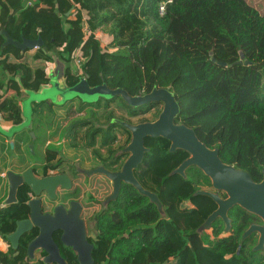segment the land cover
I'll use <instances>...</instances> for the list:
<instances>
[{
  "label": "trees",
  "instance_id": "obj_1",
  "mask_svg": "<svg viewBox=\"0 0 264 264\" xmlns=\"http://www.w3.org/2000/svg\"><path fill=\"white\" fill-rule=\"evenodd\" d=\"M23 1L0 0V31L17 41L41 37L43 44L21 51L4 45L5 36L0 33L1 125L24 122L21 103L28 89L49 83L48 62L61 61L65 83L75 84L79 77L70 71L66 55L78 49L90 86L105 83L130 95L167 88L179 106L176 123L192 128L198 139L217 148L222 162L246 171L254 181L262 179L264 11L260 13L246 0H173L162 15L159 0H33L30 6ZM71 7L73 11L66 16ZM240 52L248 64L236 63ZM45 103L31 102L33 124L48 110ZM79 103L78 111L90 104ZM112 104L127 116H143L157 106L150 102L131 107L120 96L100 98L90 105L112 117L116 110L110 108ZM92 109L87 115L98 116ZM158 113L156 107L150 119L140 121L153 120ZM115 125L123 136L121 143L113 147L115 135L106 137L98 143L97 152L105 147L113 154L129 142V131ZM95 142L91 139L90 146ZM144 144L148 152L134 174L145 189L157 195L161 212L125 183L108 202L109 183L70 190L75 196L83 195L84 212L92 221L93 264H264V248L252 249L257 233L242 238L249 225L260 224L261 219L234 205L227 214L228 231L219 217L198 230L217 207L210 197L196 194L211 187L210 179L196 166L186 168L184 177L174 174L189 154L182 149L170 152L169 140L147 136ZM14 147L19 150L17 143ZM6 196L7 191L0 199V236L8 247L0 250V262L46 264L27 257L26 247L37 235L36 228L20 236L16 249L7 240L16 221L28 216L27 202L33 194L22 184L15 203L5 205ZM43 203L51 206L52 201L44 198ZM61 255L67 264H78L70 248L62 246Z\"/></svg>",
  "mask_w": 264,
  "mask_h": 264
},
{
  "label": "water",
  "instance_id": "obj_2",
  "mask_svg": "<svg viewBox=\"0 0 264 264\" xmlns=\"http://www.w3.org/2000/svg\"><path fill=\"white\" fill-rule=\"evenodd\" d=\"M73 11L71 7L65 14L68 16ZM5 36L4 45H13L21 51L34 49L42 46L41 37L36 39L22 38L21 41L13 40L5 30L0 31ZM212 60H214L212 58ZM249 62L244 59L242 52L239 53L237 64ZM221 65L226 63L221 62ZM60 97L62 101L80 99L85 103L97 102L100 98L111 99L120 96L121 99L131 107H138L150 102L162 103V108L154 121L129 124L117 120L120 125L130 132V140L123 148V152L128 153L122 168L117 172H109L104 168H97L90 172L104 173L112 181V192L106 198L105 202L114 200L121 188V182L130 184L141 195L146 196L150 202L154 203L161 212L162 205L157 195L145 189L136 179L133 170L143 160L148 148L144 144V139L150 137H163L169 140V151L176 149L185 150L189 156L183 160L172 172L185 176V170L189 166L199 168L211 182V188L214 191L201 189L196 194L210 197L216 204V209L205 219L198 230H202L210 225L217 217L224 223V231H228L231 226L228 210L234 205H238L246 211L258 216L262 223H252L243 232L242 238H246L251 233H257L256 245L252 248L254 251L264 248V170H262V179L254 181L250 175L241 169L222 162L217 148H210L196 136L192 128L183 123H176L175 117L179 112V106L174 94L167 88L154 87L151 91L143 94L130 95L122 88H109L105 83L90 86L87 76L80 77L78 81L71 86L63 87L59 85L58 80H49V87L42 92L29 94L22 108L25 121L17 126H12V132L19 131L28 126L31 116V102L44 101ZM12 144V142H10ZM7 196L5 204L10 205L16 202V193L20 185L25 184L33 194L28 202V216L16 221L15 230L7 236V240L13 249L18 247L20 236L36 228L37 235L30 240L26 247L27 257L34 259L35 252L42 250L45 255L42 261L46 264H67L61 256L59 247L53 239V233L61 231L60 241L70 247L76 253L78 264H93L92 249L93 245L86 239L84 221L79 217L81 205L77 201H71L69 209L62 204L53 207L52 212H42L41 193L44 192V198L55 200L57 187L69 188L71 186L69 178L64 174H56L43 178H36L31 168L22 173H15L11 170L6 172ZM225 194V197L221 196Z\"/></svg>",
  "mask_w": 264,
  "mask_h": 264
},
{
  "label": "flooded vegetation",
  "instance_id": "obj_3",
  "mask_svg": "<svg viewBox=\"0 0 264 264\" xmlns=\"http://www.w3.org/2000/svg\"><path fill=\"white\" fill-rule=\"evenodd\" d=\"M73 74L77 75L75 73ZM63 75L62 80H58L59 85L63 87L71 86L65 83ZM78 77L80 78L83 76L78 75ZM56 97V99L44 100L48 110L45 109L42 115L38 116V121L35 122V124H33L32 117L30 116L28 126L23 127L14 133L17 140H14L12 144H10V142L8 144L9 148H12L11 151H14V157L10 161V167L7 166L4 175H0V181L4 180V183L7 184L6 172L8 170L15 173H22L28 168L32 169L33 175L36 178L53 176L56 174L66 175L70 180L71 186L67 189L58 186L56 189L55 200L52 201L51 206L42 205V212H52L53 207L57 204H62L66 209H69L71 201L79 202L81 205L79 217L84 221L86 239L89 243H91L90 241L93 238V235L89 232L88 222L90 221L92 223V221L89 220L87 218V214L84 213L83 195L75 196V194H72L70 190L73 187L94 188L104 186L105 183H109L112 186V181L104 173L90 171L101 167L109 172L120 171L129 154L123 152L122 148L120 150H116L115 153L112 154L113 150H109L105 147L98 148V153V143L101 139L104 140L107 139L106 137L109 138L113 135L116 137L113 142V147L118 144V141L121 143L123 136L120 134L119 127L115 125H120L117 120L124 121L129 124H137L133 123L132 118L138 116H127L126 112L120 107L119 108L123 112L119 113L116 109L115 116L112 117H107L105 115L88 116L87 110L89 109H86V107L84 110H77L78 105L80 104L79 102H82L81 100L72 99L62 101L61 98L58 96ZM156 107L159 109L160 113L162 103L157 102ZM156 107L153 106L150 108L149 112H154ZM49 108L51 112L49 111ZM91 108H93L92 110H98L97 107ZM59 109L62 110L65 115H59ZM156 118L140 122L154 121ZM66 128L68 131H65ZM95 129L99 130L95 132ZM106 129L107 131H104ZM101 130L103 131L101 132ZM91 139H95L96 141L92 146H90ZM14 143L19 145V150L13 147ZM35 147H37L41 153L40 155L34 152L31 153L32 148ZM39 148L42 149V152ZM68 151L70 152L68 153ZM122 184H124V182H121V186ZM223 194L224 193H221L222 197H224ZM44 196L45 194L42 192L40 196L42 204H44ZM60 235L61 231L59 230L53 233V239L58 245L61 254L62 246L65 248L70 247H66L61 243ZM42 252V250H37L34 258L42 260L45 255V253L42 255Z\"/></svg>",
  "mask_w": 264,
  "mask_h": 264
},
{
  "label": "crops",
  "instance_id": "obj_4",
  "mask_svg": "<svg viewBox=\"0 0 264 264\" xmlns=\"http://www.w3.org/2000/svg\"><path fill=\"white\" fill-rule=\"evenodd\" d=\"M68 65L70 66L71 72H74L73 70L74 66L71 63H68ZM63 70H64V64L57 59L47 63L46 72H47V77L49 78L50 81L51 80H62ZM48 87H49V83L48 84H38L35 92H38V93L42 92V90ZM24 106L25 104H23L22 102L21 107L23 108ZM0 120H1V116H0ZM16 132L14 131L12 132V126H4L0 124V167L6 164L7 153L8 152L10 153V151L12 150V148H9L8 146L9 142H13L14 140H17L16 136H14V133ZM6 168L7 167L4 168V173H5ZM0 175L3 176V172H0ZM4 182H5L4 180L0 181V199H2V197L7 191V184H5ZM1 205H4V204H1ZM1 243L4 246L0 245V250L6 251L8 247L7 242L3 239L2 241H0V244Z\"/></svg>",
  "mask_w": 264,
  "mask_h": 264
},
{
  "label": "rangeland",
  "instance_id": "obj_5",
  "mask_svg": "<svg viewBox=\"0 0 264 264\" xmlns=\"http://www.w3.org/2000/svg\"><path fill=\"white\" fill-rule=\"evenodd\" d=\"M247 1V3L248 4H250L251 6H253V7H255L260 13H263V11H264V0H246ZM102 43H103V45H105V41L103 40L102 41ZM76 50H74V51H71V52H69L67 55H66V57L68 56V59H69V63H71L73 66H74V59H75V56H76ZM61 81V80H60ZM35 91H36V88H31L30 90H27L26 92H27V96H29V94H32V93H35ZM57 98V97H56ZM55 98V99H56ZM60 98V97H59ZM59 100V99H58ZM58 100H56V101H58ZM25 101V99L22 101V102H24ZM99 101V100H98ZM101 102V101H100ZM91 104V103H90ZM90 104H87L85 107H86V109H92L91 108V106L92 105H90ZM97 107V106H96ZM110 108H112V109H117V111H119V113H122L123 111L118 107V106H116L115 104H112L111 106H110ZM97 111V115H103V109H101V110H96ZM116 111V110H115ZM152 112L153 111H151V112H148V113H146V114H144L143 116H138V117H135V118H132V121H133V123H139L140 122V120L141 119H150L151 117H152ZM58 113H59V115H65V113L62 111V110H58ZM34 149V150H33ZM40 149V151L42 152V149L41 148H39ZM37 153L38 155H40L41 153L39 152V150L37 149V147H35V148H32V152L31 153ZM70 151H68V153H69ZM14 157V151H10V153L8 152L7 153V161H6V164H4V165H2L1 167H0V172H3V175H4V168L5 167H7V165H9V167H10V161H11V159ZM203 189H206V190H209V191H214L211 187H203ZM85 213V212H84ZM88 228H89V232H90V234H92L93 236H94V231L92 230V223L89 221L88 222ZM1 246H4L3 244L1 245Z\"/></svg>",
  "mask_w": 264,
  "mask_h": 264
},
{
  "label": "built area",
  "instance_id": "obj_6",
  "mask_svg": "<svg viewBox=\"0 0 264 264\" xmlns=\"http://www.w3.org/2000/svg\"><path fill=\"white\" fill-rule=\"evenodd\" d=\"M173 0H159L158 1V13L160 15H162L164 12H165V9L167 7L168 4L172 3ZM24 6H30V5H33L34 4V1L33 0H24ZM76 56H75V59H74V67H73V70L75 74L79 75V76H83V71H82V62H83V57L80 53V51L77 49L76 50ZM3 238L0 236V241H2ZM8 246V244H7ZM0 264H2L0 262Z\"/></svg>",
  "mask_w": 264,
  "mask_h": 264
},
{
  "label": "bare ground",
  "instance_id": "obj_7",
  "mask_svg": "<svg viewBox=\"0 0 264 264\" xmlns=\"http://www.w3.org/2000/svg\"><path fill=\"white\" fill-rule=\"evenodd\" d=\"M0 245H2V243Z\"/></svg>",
  "mask_w": 264,
  "mask_h": 264
}]
</instances>
